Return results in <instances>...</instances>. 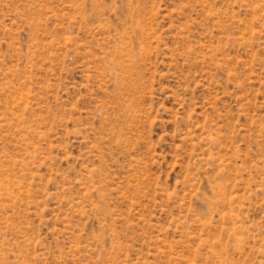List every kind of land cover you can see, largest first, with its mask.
Segmentation results:
<instances>
[{"label": "rangeland", "instance_id": "obj_1", "mask_svg": "<svg viewBox=\"0 0 264 264\" xmlns=\"http://www.w3.org/2000/svg\"><path fill=\"white\" fill-rule=\"evenodd\" d=\"M0 264H264V0H0Z\"/></svg>", "mask_w": 264, "mask_h": 264}]
</instances>
